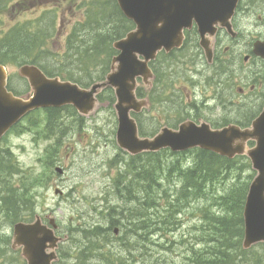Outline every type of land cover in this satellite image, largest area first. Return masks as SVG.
<instances>
[{"label":"rangeland","instance_id":"obj_1","mask_svg":"<svg viewBox=\"0 0 264 264\" xmlns=\"http://www.w3.org/2000/svg\"><path fill=\"white\" fill-rule=\"evenodd\" d=\"M253 1L255 3H252ZM94 2L95 0H9L7 5H2L0 9V40L11 28L30 25L34 22L32 33L42 28L45 32V35H39L44 40V43L39 46L43 50L41 57L44 60L42 62L41 59L39 64H45L47 72L52 76L68 78L72 75L73 80L67 81L81 86L89 85L106 75L103 69L105 70L107 61L109 62V56L101 46L103 42L99 41H97L99 42V61L102 60L104 67L101 64L95 66L93 61H89L90 58L87 60L83 58V51L95 44H92L89 37L95 34L91 30L99 27L101 29L97 30H102L104 24L111 28L115 23L112 13L108 12L103 19L104 12ZM94 19L101 20L100 24L94 23ZM235 23L242 33V38L232 43L233 48L227 43L224 45L221 43L222 48L229 46L230 52L223 54L221 48L218 54L223 57L221 60L225 61L226 70L236 67L241 71L239 75L229 73L228 76L220 79L228 86L224 88V95H222L225 107L220 106L219 110H216V119L220 122L224 119L242 120L247 109L251 112L257 102L264 100V74L256 78L250 77L244 82L246 70L252 71L253 76H256L258 72H263L261 69L264 68V63L253 61L252 58L246 63L243 61L250 49L246 47V44L264 39V0H245L240 13L235 18ZM111 56L114 55L111 54ZM6 69L9 75V87L18 95H26L29 87L19 78L18 65L9 63ZM250 82L253 83L250 85ZM238 89L242 91L237 92ZM111 99L109 92L104 93L101 104L92 114L84 118L79 117L81 122L75 120L68 110L62 112L64 124L60 130L56 125L52 132L46 135L43 128L45 111L39 110L21 121L20 129L25 130L24 132H19L18 128L0 141V150L10 151L15 167L19 171L8 175L10 187L19 188L22 183L19 179L22 178L23 184L28 187L32 195L31 208L24 211L22 217L29 215L32 220L37 214L44 223L50 219L54 220L57 226L56 234L60 238L68 235V240L61 245V248L65 258L63 262L71 263L79 249L87 248L85 245L87 240L84 239L81 230H89L97 225L106 229L114 222L108 220L107 210L110 206L119 208L116 210V215H113L115 218L112 216L114 220L120 219L117 217L119 213L124 215L120 211L122 208L131 209L142 205L146 208L151 207L147 213L152 214L153 219H156V215L163 214V220L166 219L168 224L161 225L156 219L157 224L151 232L144 231L146 235L139 232L137 235L147 239L148 249L142 252L143 258L142 256L130 258L131 262L128 264H143L138 260L146 258L154 259V261L157 259L159 264H197L198 260H192L194 259L192 252L200 254L210 237L211 222L205 219L203 210L207 207L212 214L216 215L218 209L214 205L210 206L211 197L204 195L201 191L197 193L198 197L195 201H189L190 205L185 203L184 198L178 202V189L182 181L180 174L176 173L175 157L167 153L161 152L157 157L154 158L151 155L147 159L149 176L160 185L159 187L151 186L149 192L144 191L149 189L147 186L149 183L137 177L140 166H126L127 162H131L130 157L116 145L117 124ZM246 105L247 108H245ZM149 111L151 110L148 108L145 115L140 117L142 128L155 130L159 126L162 127L165 122L158 117L151 119L149 116L155 115V112ZM161 116L164 118L165 114ZM33 123H35L34 126ZM192 157L193 155H189L182 159L180 167L183 172L189 167ZM132 162L137 161L132 160ZM55 167L61 168L63 173L59 175L54 171ZM4 174L6 176L8 173ZM248 174H250L249 171L243 173L242 177L245 178ZM139 182L142 188L138 186ZM2 183L3 180L0 177V191ZM230 183L231 181H226L218 188L214 186L216 196ZM115 185H119L121 190V193L117 194L123 192L125 198L116 196L118 189ZM126 187L129 190H125ZM56 190L62 194H56ZM151 191L152 198L149 199L148 195ZM171 200L175 203L173 207H171ZM206 201L210 203L206 204ZM137 211L141 212L139 208ZM120 226H113L119 227L116 235L113 234V229L106 232L105 237L111 241L110 243L101 241V244L106 245L108 249L112 243L110 249L117 256H120L122 252L127 253V250L120 251L124 236L133 235L125 232ZM11 227L9 220L0 216V237L9 239ZM131 248H129L130 252ZM88 249L92 248L88 247ZM8 251L4 241L0 242V264H7L10 261L14 264H22L18 253L12 254ZM237 253L240 254L238 251ZM249 257L241 258L238 264H258ZM203 259L201 258V261ZM257 259L260 260L259 264H264L260 249L257 250Z\"/></svg>","mask_w":264,"mask_h":264},{"label":"water","instance_id":"obj_2","mask_svg":"<svg viewBox=\"0 0 264 264\" xmlns=\"http://www.w3.org/2000/svg\"><path fill=\"white\" fill-rule=\"evenodd\" d=\"M122 14L135 25L126 37L114 43L119 54L113 58L110 72L104 82L82 89L59 78L46 77L36 66L23 65L18 69L20 77L28 81L30 93L15 97L6 91V72L0 66V139L25 115L37 109L72 106L78 114L87 116L97 106L96 95L110 87L115 93L114 110L117 117L115 139L118 147L131 155L158 152L169 148L185 151L200 148L233 159L245 155L256 172L251 182L243 210L244 236L242 247L264 242V109L250 128L241 129L229 125L211 130L208 125L196 126L186 122L178 131L162 129L153 138H141L131 113H138L146 104L135 97L136 79L147 84L150 79L148 63L158 51H170L181 45L183 29H189L192 21L198 27L201 46L211 60L210 38L224 28L231 33L230 19L238 0H115ZM206 35H208L206 37ZM253 54L264 59V41L253 45ZM141 56L143 60H139ZM255 143L247 149V142ZM58 174L62 169L55 168ZM56 194H61L56 190ZM50 225L55 228L51 220ZM117 233V230H115ZM60 238L53 229L43 225L36 216L33 223H16L13 226L12 248L21 249L26 264H51L57 259L56 249Z\"/></svg>","mask_w":264,"mask_h":264},{"label":"trees","instance_id":"obj_3","mask_svg":"<svg viewBox=\"0 0 264 264\" xmlns=\"http://www.w3.org/2000/svg\"><path fill=\"white\" fill-rule=\"evenodd\" d=\"M7 2H9V0H0V9L2 5H7ZM252 3L255 2L253 1ZM94 4H98L99 9L104 12L103 19L105 18L108 12L112 13L115 23L111 28L110 26H106V24H104V26H102V28L104 27L102 30H97L101 29L100 27L92 29L91 31L95 32V34H92V36L89 37L90 40H92L93 42L92 44H95L85 49L83 51L84 54L82 56L85 60H87V58H90L89 61H93L95 66L101 64L104 67V63L102 62V60L99 61V42H103L101 44L102 49L107 52L109 56V62H111V59L113 57L111 56V54H113L114 56L116 55V52L112 47L113 42L123 38L126 33H128L133 28V25L131 22L127 21L122 16L116 3L113 0H95ZM99 21L101 20L94 19L93 22L100 24ZM32 26H34V22L30 25L25 24L24 26L11 28L9 31L4 33L2 39L0 40V64H32L38 66L46 76L54 77L49 72H47L45 64H39V61L41 59L42 62L44 60V58L41 57V53L43 50L39 48V46L44 43V40L39 37L40 34L45 35V32L43 31L44 28L36 31L35 33H32ZM108 37L109 39H107ZM71 48H73V46H71ZM109 62L107 61V63L105 64V70L103 69V73L105 74L109 70ZM223 70H226L225 66H223ZM261 71L264 72V68ZM263 72H259L260 75H263ZM59 77L61 78V76ZM103 77L99 80H102ZM61 79L73 80L72 75H69L68 78ZM85 86L87 85L84 84V87ZM102 95L99 96V99L102 97ZM263 104L264 100H260L259 102H257L256 105H254L251 110L252 116L257 113V111L261 108ZM67 110L74 116L75 120L80 121L77 117L76 112L71 108L47 109L45 110L46 118L43 127L45 135L52 132L53 128H55L56 125L59 126L57 127V129L60 130V127H62V125L64 124V117L62 112ZM136 119L138 120V125L140 124V134L142 136L147 135L148 130H144L142 128L140 120L138 118ZM249 123L250 120L246 112L245 115L242 117V120L237 121V124L241 126H247L249 125ZM32 125L34 126L35 123H33ZM21 126L22 125L20 122L18 125L13 127L12 132L17 131L18 128L19 132H24L25 130L20 129ZM190 153L193 154L192 162H190L189 167L184 172L180 167V162L174 161L177 162V164H175L176 173L180 174V179L182 181L181 186L178 189L179 197L177 198V200L179 202L181 198H184L185 203H188L187 205H190L189 201H195L198 197L197 193L201 191V193H203L204 195L211 197L210 206L214 205L218 209L216 215H214L211 214L207 207L204 208L203 211L206 215L205 219L208 222H211L209 224L210 237L208 240V244H204V249L202 252H200V254H196L195 251L192 252V254L194 255V259L192 260H198L197 264H238V261L241 258L245 256H250L249 258L252 261L255 260L259 264L260 260L257 259V250L260 249L261 256L264 259V244H259L254 249L252 248L249 251L241 250V240L243 236L242 209L248 185L254 176V174L251 173L248 174L245 178L242 177L243 173H246L248 171L250 172V164L247 158L237 157L233 160H227L216 154L201 150L191 151ZM150 156L151 154L141 155L135 158H131V162L126 163V166H140V173L137 174V177L140 180H146V182L149 183L147 185L149 189H143L145 192H149L151 186L159 187L160 185L159 182L154 181L149 176V169H147V159ZM152 156H154V158L156 157L155 155ZM144 158L146 159L144 160ZM132 160L137 162H132ZM144 164L147 165L144 166ZM240 165L241 167H239ZM15 166L16 165L14 164V158L10 151L8 149L0 150V177L1 180H3V183L1 184L2 190L0 191V216L2 218H7L9 220L10 225H13L15 222L18 221L30 220L29 215L26 217H22V214L24 213V211H28L31 208V202L33 203L31 192L29 191L28 187L23 184L22 178L19 179V182H22L19 188H12L9 185L8 175L19 172ZM4 173L8 174L4 176ZM145 175L147 177H145ZM226 181H231V183L226 186V188L222 190L218 196H216V188L222 186V184ZM138 186H141L140 182ZM214 186H216V188H214ZM115 187H117L118 189L116 194L121 193L119 185H115ZM131 188L135 187L131 186ZM125 190H129V188L127 189L126 187ZM151 193L152 191L150 192V195H148L149 199L152 198ZM116 196L120 198H125L123 196V192L122 194H117ZM205 203L208 204L210 202L206 201ZM174 204L175 203H173V201L171 200V207H173ZM117 208L118 207L116 206H110L107 210L109 213L108 220L114 221L109 226V230L112 229L113 225L119 224L122 226V228H124L125 232L127 231L128 233L133 234L124 236L122 243L120 244V246L122 245L120 251L127 250V256H125L126 254L124 252H122L120 256H117L115 253L113 254V250L110 249L112 243L108 246L109 249L106 245L101 244V241L105 243H110V240L105 237L107 228L104 229L102 226L97 225L89 230H81L84 234V239L87 240V243L85 244L87 248H83L85 251H83V249H79L73 257L74 261L71 263H67L63 262L65 258L62 255V248L60 247L59 260L55 264H98V262L99 264H128L131 262L129 260L130 258L133 259L136 256L141 258V256H143L142 252L148 249L147 239H145L144 236L140 237L137 234L140 232L142 235H145V233H143L145 230L147 232H151L152 228L157 224L156 219L160 222L161 225H164L166 223L168 224V222L165 221L166 219L163 220V214L156 215V219H153V215L147 213V211L151 207L146 208L143 205L136 206L135 208L131 209L124 208L125 211L123 208L120 209V211H122L124 215L118 214V218L120 219H118L117 221L112 219V216L115 213L114 210L119 209ZM136 208H139L141 212H138ZM149 225L151 226V228ZM3 238L4 237H0V242L4 241V245L7 251H10V249L7 247L9 246V239L7 237H5L4 239ZM88 247L92 249L89 250ZM130 247H132L131 252L129 251ZM237 251L240 254H238ZM10 252L12 254L15 253L12 251ZM132 253H135V256ZM201 258L204 259L201 261ZM89 260L91 261L89 262ZM101 261L103 262L101 263ZM138 261H141L143 264H159L157 260L154 261V259H141ZM7 264L14 263L13 261H10Z\"/></svg>","mask_w":264,"mask_h":264},{"label":"flooded vegetation","instance_id":"obj_4","mask_svg":"<svg viewBox=\"0 0 264 264\" xmlns=\"http://www.w3.org/2000/svg\"><path fill=\"white\" fill-rule=\"evenodd\" d=\"M217 33V37L215 34L212 39L213 57L210 63L200 45V35L194 22L189 30L184 31V40L179 49L168 55L162 51L150 63L152 91L149 110L154 111L155 115L149 117L164 121L162 127L177 130L181 123L191 122L195 125L205 123L213 130L217 128L216 110L221 106V72L217 66L223 61L218 52L225 43L233 48L232 43L240 40L231 38L223 29H218ZM230 47L224 46L223 54L230 52ZM246 47H250V43ZM246 56L248 59L252 57L249 49ZM234 69L235 72L238 70L236 67ZM251 73L246 70L244 78L249 79ZM163 113L164 118L161 116ZM162 127L156 128L155 133Z\"/></svg>","mask_w":264,"mask_h":264},{"label":"bare ground","instance_id":"obj_5","mask_svg":"<svg viewBox=\"0 0 264 264\" xmlns=\"http://www.w3.org/2000/svg\"><path fill=\"white\" fill-rule=\"evenodd\" d=\"M144 168V167H143ZM148 169H149V167H148ZM121 172V171H120ZM145 177H147L146 175H145ZM150 178H152V177H150ZM166 186V185H165ZM135 187V186H134ZM168 187V186H167ZM140 188V187H139ZM128 189V188H127ZM166 190V189H165ZM171 193H172V191H170ZM134 193V192H133ZM161 193V192H160ZM140 197V196H139ZM115 199V198H114ZM134 200V199H133ZM166 200V199H165ZM116 201V200H115ZM118 201V200H117ZM192 201V200H191ZM119 202V201H118ZM188 202V201H187ZM118 204V203H117ZM130 204V203H129ZM183 204V203H182ZM188 204V203H187ZM104 205V204H103ZM133 205V204H132ZM195 206V205H194ZM126 207V206H125ZM104 209V208H103ZM102 209V210H103ZM118 209V208H117ZM138 209V208H137ZM119 210V209H118ZM115 211V215H116V210H114ZM124 211H125V209H124ZM107 212V211H106ZM120 212V211H119ZM122 212V211H121ZM125 213V212H124ZM120 214V213H119ZM212 214V213H211ZM112 216V215H111ZM114 217V216H113ZM118 217V216H117ZM117 217H116V219H117ZM115 218V217H114ZM118 221V220H117ZM116 222V221H115ZM168 222V221H167ZM206 222V221H205ZM104 223V222H103ZM126 223V222H125ZM150 224V223H149ZM155 224V223H154ZM205 224V223H204ZM109 225V224H108ZM119 225V224H118ZM166 225H167V223H166ZM150 226V225H149ZM121 227V226H120ZM147 227V226H146ZM119 228V227H118ZM149 228V227H148ZM150 228H151V226H150ZM145 229V228H144ZM152 229H154V227L152 228ZM127 230V229H126ZM148 230V229H147ZM146 231V230H145ZM149 231V230H148ZM132 234V233H131ZM146 235V234H145ZM127 236V235H126ZM158 236V235H157ZM134 237V236H133ZM132 237V238H133ZM141 237V236H140ZM155 237V236H154ZM130 238V237H129ZM162 238V237H161ZM128 239V238H127ZM140 239V238H139ZM138 239V240H139ZM146 239V238H145ZM116 240V239H115ZM123 240V239H122ZM141 240V239H140ZM97 241V240H96ZM111 242V241H110ZM146 242V241H145ZM144 242V243H145ZM122 243V242H121ZM124 243V242H123ZM133 243H134V241H133ZM139 243V242H138ZM204 243V242H203ZM136 244H137V242H136ZM169 244V243H168ZM125 245V244H124ZM122 246V245H121ZM121 246H120V248H121ZM143 246V245H142ZM151 247V246H150ZM153 247V246H152ZM163 249V248H162ZM199 249V248H198ZM202 251V250H201ZM133 255L135 254V253H132ZM124 256V255H123ZM126 256V255H125ZM135 256V255H134ZM178 256V255H177ZM183 256V255H182ZM137 257V256H136ZM91 258V257H90ZM122 258V257H121ZM142 258H143V256H142ZM147 259V258H146ZM190 259V258H189ZM157 260V259H156ZM96 261V260H95ZM98 262V261H97ZM103 261H101V263H102ZM106 262H108V261H106ZM141 262V261H140ZM96 263V262H95ZM98 264H99V262H98ZM105 264V263H104ZM108 264V263H107ZM183 264V263H182Z\"/></svg>","mask_w":264,"mask_h":264}]
</instances>
